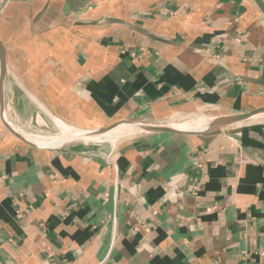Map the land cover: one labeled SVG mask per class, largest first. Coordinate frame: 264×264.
Wrapping results in <instances>:
<instances>
[{
  "label": "crops",
  "instance_id": "obj_1",
  "mask_svg": "<svg viewBox=\"0 0 264 264\" xmlns=\"http://www.w3.org/2000/svg\"><path fill=\"white\" fill-rule=\"evenodd\" d=\"M0 42V264H264V113L21 136L264 108V0H0Z\"/></svg>",
  "mask_w": 264,
  "mask_h": 264
},
{
  "label": "bare ground",
  "instance_id": "obj_2",
  "mask_svg": "<svg viewBox=\"0 0 264 264\" xmlns=\"http://www.w3.org/2000/svg\"><path fill=\"white\" fill-rule=\"evenodd\" d=\"M214 121L215 120L204 121V120L198 119L191 125L178 126L175 128L171 126L169 127L174 128L178 131L180 130L181 131H207V130L212 129L215 126ZM55 123H56V126L59 128V134L56 136L42 137V136L28 135V134H21V136H23V138H25L26 141L32 144H35L41 147H54V146H59L61 144H64L68 141L77 140L79 138H82L79 140H83L84 142L100 140L102 138H111V142L114 143V141L117 138L133 134L136 132L135 131L136 129L142 128V127H137V126L135 127V125L133 124H124V125H121V127H119V128H124L122 129V131L117 132V131L110 129L111 131H108L102 135L93 136V135H86L87 133H84V131L76 130L72 127H69L59 120H55ZM123 130H125L126 132L124 133Z\"/></svg>",
  "mask_w": 264,
  "mask_h": 264
},
{
  "label": "water",
  "instance_id": "obj_3",
  "mask_svg": "<svg viewBox=\"0 0 264 264\" xmlns=\"http://www.w3.org/2000/svg\"><path fill=\"white\" fill-rule=\"evenodd\" d=\"M4 74H5V54H4L3 46L0 42V76H1V81L4 78ZM262 113H264V108L253 110V111L246 112V113H242L239 115L219 118V119L214 121V125H215L214 127H223V126H227V125L243 123V122H246V121L250 120L251 118L258 116ZM135 126L142 127V130H145V131H161V132H169V133H189V132H181V131H178L174 128L168 127V126H146V125H138V124H135ZM113 127H115V126H113ZM113 127L105 128V129H101V130L89 131V132H87L86 135H93V136L94 135H102V134L108 132ZM79 139H82V138H79Z\"/></svg>",
  "mask_w": 264,
  "mask_h": 264
},
{
  "label": "rangeland",
  "instance_id": "obj_4",
  "mask_svg": "<svg viewBox=\"0 0 264 264\" xmlns=\"http://www.w3.org/2000/svg\"><path fill=\"white\" fill-rule=\"evenodd\" d=\"M198 119H201V120H204V121H211V119H214V118H212V116L211 115H208V114L207 115L198 116V117H192V118H188V117L186 118L185 117V118H182V119H177V120H174V121L166 122V124H164V125L171 126V127H174L175 128V127H178V126L191 125V124H193ZM119 127H121V125L120 126H116V128H112L111 130H114V131L119 132V131H122V129H124V128H119ZM57 128H56V130L53 133L49 134L47 137H51V136L58 135L59 134V128H58V130H57ZM141 129L139 128V129H136L135 131L138 132ZM111 130H109V131H111ZM81 131H84V130H81ZM87 132H89V131H84V133H87ZM123 132L125 133L126 131L123 130ZM29 135H31V134H29ZM120 139H121L120 137L117 138L114 141V143L116 144V142L118 140H120ZM112 143L113 142H111V138H102L100 140H93V141H90V142L87 141V144H92V145H96V144L97 145H109V144H112Z\"/></svg>",
  "mask_w": 264,
  "mask_h": 264
}]
</instances>
